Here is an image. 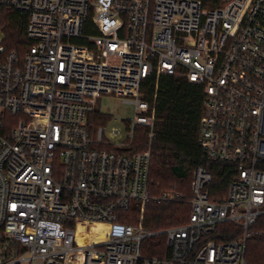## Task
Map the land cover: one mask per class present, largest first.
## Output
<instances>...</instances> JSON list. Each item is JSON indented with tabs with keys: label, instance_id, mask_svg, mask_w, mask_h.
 <instances>
[{
	"label": "built area",
	"instance_id": "built-area-1",
	"mask_svg": "<svg viewBox=\"0 0 264 264\" xmlns=\"http://www.w3.org/2000/svg\"><path fill=\"white\" fill-rule=\"evenodd\" d=\"M5 11L28 16L22 53L6 45ZM162 76L203 92L209 163L190 220L149 231L147 204L181 201L151 191L143 83L156 80V98ZM104 96L135 106L127 137L95 122ZM142 127L149 147L134 152ZM227 223L243 236L219 243ZM261 226L264 0H0V264H248ZM159 236L169 254L146 255Z\"/></svg>",
	"mask_w": 264,
	"mask_h": 264
},
{
	"label": "trees",
	"instance_id": "trees-1",
	"mask_svg": "<svg viewBox=\"0 0 264 264\" xmlns=\"http://www.w3.org/2000/svg\"><path fill=\"white\" fill-rule=\"evenodd\" d=\"M27 14L5 11L3 24L7 34L6 45L10 50L25 51L29 45L26 35ZM149 79L143 83L146 99L156 107L155 138L152 144L151 177L154 195L163 189L180 194L181 201L173 203H149L145 208L144 227L160 231L168 227L186 224L190 220L193 199L194 171L208 165L200 143V121L204 115V96L200 88L191 86L183 78L162 76L158 82ZM97 124H105L110 116L95 114ZM134 152L148 149V129L138 128ZM226 168L225 165H221ZM224 176L223 179H227ZM243 236V230L227 223L219 227L213 236L219 243L230 242ZM143 252L150 257L169 254L164 236L145 242ZM248 264H264V233L253 234L247 242Z\"/></svg>",
	"mask_w": 264,
	"mask_h": 264
},
{
	"label": "rangeland",
	"instance_id": "rangeland-1",
	"mask_svg": "<svg viewBox=\"0 0 264 264\" xmlns=\"http://www.w3.org/2000/svg\"><path fill=\"white\" fill-rule=\"evenodd\" d=\"M99 110L102 114L110 116V120L105 123L107 127V134L117 128L122 136L127 137L128 131L126 129V123H123V121L134 119V105L125 103L122 98L104 96L101 98ZM259 233H264V226L260 227Z\"/></svg>",
	"mask_w": 264,
	"mask_h": 264
}]
</instances>
